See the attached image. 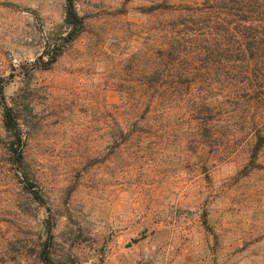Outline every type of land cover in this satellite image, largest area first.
<instances>
[{"label":"rangeland","instance_id":"rangeland-1","mask_svg":"<svg viewBox=\"0 0 264 264\" xmlns=\"http://www.w3.org/2000/svg\"><path fill=\"white\" fill-rule=\"evenodd\" d=\"M161 1L74 0L71 42L69 0H0V264H264V155L219 162L120 107Z\"/></svg>","mask_w":264,"mask_h":264},{"label":"trees","instance_id":"trees-1","mask_svg":"<svg viewBox=\"0 0 264 264\" xmlns=\"http://www.w3.org/2000/svg\"><path fill=\"white\" fill-rule=\"evenodd\" d=\"M73 4L69 0L64 20L71 42L84 27ZM140 12L154 22L141 31L148 42L127 68L137 78L119 86L126 121L142 133L162 131L155 132L161 140L186 138L202 153L209 149L206 154L219 162L247 153L245 169L261 167L264 0H163ZM4 126L14 137L13 164L22 167L23 150L15 149L22 135L11 107L5 108Z\"/></svg>","mask_w":264,"mask_h":264}]
</instances>
